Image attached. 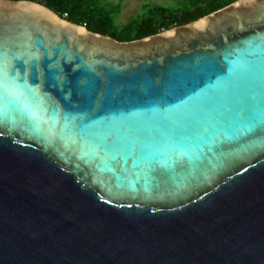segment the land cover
Instances as JSON below:
<instances>
[{"label": "water", "instance_id": "1", "mask_svg": "<svg viewBox=\"0 0 264 264\" xmlns=\"http://www.w3.org/2000/svg\"><path fill=\"white\" fill-rule=\"evenodd\" d=\"M0 264H264V0L129 41L0 0Z\"/></svg>", "mask_w": 264, "mask_h": 264}, {"label": "trees", "instance_id": "2", "mask_svg": "<svg viewBox=\"0 0 264 264\" xmlns=\"http://www.w3.org/2000/svg\"><path fill=\"white\" fill-rule=\"evenodd\" d=\"M72 23L85 25L88 30L129 41L152 35L174 26L188 23L235 0H186L178 7L145 4L148 15L140 21L128 22L119 29L111 13L100 0H33ZM64 13H67L64 15Z\"/></svg>", "mask_w": 264, "mask_h": 264}, {"label": "rangeland", "instance_id": "3", "mask_svg": "<svg viewBox=\"0 0 264 264\" xmlns=\"http://www.w3.org/2000/svg\"><path fill=\"white\" fill-rule=\"evenodd\" d=\"M102 5L111 13L117 28L126 27L128 22L140 21L148 15L145 4L178 7L186 0H100Z\"/></svg>", "mask_w": 264, "mask_h": 264}, {"label": "flooded vegetation", "instance_id": "4", "mask_svg": "<svg viewBox=\"0 0 264 264\" xmlns=\"http://www.w3.org/2000/svg\"><path fill=\"white\" fill-rule=\"evenodd\" d=\"M232 3V2H231ZM85 26V25H84ZM178 26V25H177ZM86 27V26H85ZM87 28V27H86ZM93 32V31H92ZM96 33H98V32H96ZM99 34H101V33H99ZM102 35H105V34H102ZM107 36H110V35H107ZM110 37H112V36H110ZM112 38H114V37H112ZM114 39H116V38H114ZM117 40V39H116ZM118 41H120V40H118Z\"/></svg>", "mask_w": 264, "mask_h": 264}, {"label": "built area", "instance_id": "5", "mask_svg": "<svg viewBox=\"0 0 264 264\" xmlns=\"http://www.w3.org/2000/svg\"><path fill=\"white\" fill-rule=\"evenodd\" d=\"M235 1H237V0H235ZM67 13H64V15H66Z\"/></svg>", "mask_w": 264, "mask_h": 264}]
</instances>
